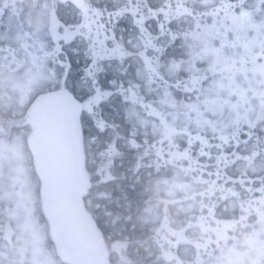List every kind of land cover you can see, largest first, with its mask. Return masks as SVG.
<instances>
[{
    "label": "snow or ice",
    "instance_id": "obj_1",
    "mask_svg": "<svg viewBox=\"0 0 264 264\" xmlns=\"http://www.w3.org/2000/svg\"><path fill=\"white\" fill-rule=\"evenodd\" d=\"M73 6L75 19H66L59 0H51L43 10L45 28L28 24L25 29L23 23L14 24L12 18L6 22L0 18V67L13 71L20 60L27 66L23 81L27 104L6 107L39 131L47 125L38 119V113H50L58 101L70 99L73 118L93 124L97 134L92 142H102L96 169L100 184L115 180L112 168L119 155L118 140L140 154L137 168L154 157V164L149 162L147 167L159 169L187 160L184 170L188 172L199 164L191 156L194 144L200 143L201 157L211 158V152L205 149H220L217 165L228 168L237 164L240 178L222 177L218 167L215 173H208L215 179L203 181L209 185L200 193L207 194L206 199L186 197L194 201L189 209L199 206V214L191 218L188 227L208 226L213 233L193 244L195 264H215L221 244L238 248L242 256L251 258L252 264H264V241L248 249L237 245L233 235L238 226L245 227L248 237L264 235L256 224L247 223L255 213L259 224L264 225V177L259 185L249 178V172H264V137L255 131L258 127L264 129V0H106L102 6L99 0H73ZM128 18L133 32L125 39L116 29ZM69 51L78 57L75 63ZM210 51L218 62L202 59ZM226 64L240 70L244 86L230 93L232 98L213 114L220 119H214L206 115L199 97L213 93L212 80L229 79ZM133 67L135 71L130 73ZM109 69L115 73L112 77ZM145 84L159 92L158 100L144 97ZM178 90L185 93L183 100H177ZM113 98L127 106L121 122L127 130L124 135L119 134L120 125H110L104 118V104ZM161 105L170 106V110L162 111ZM225 106L235 113L228 120L223 119ZM137 109H142L143 115ZM141 129L142 142L138 139ZM207 130L221 143L212 145ZM180 139H185V146L178 143ZM233 142L237 149L243 145L244 151L225 154L224 145ZM221 179L224 183H219ZM229 182L231 186L226 187ZM237 184L243 192L236 188ZM91 188L92 177L86 175L77 195L83 199ZM217 192V199L231 201V214L227 207L218 212L212 200ZM106 198L111 199V195L106 194ZM17 208L25 216L30 215L26 204ZM152 211L151 207L143 209L147 216ZM127 219L131 223L132 217ZM173 235L177 239L168 243L179 252L185 230ZM160 253L161 258L171 260L172 254L163 244ZM0 264H16L11 248L0 250Z\"/></svg>",
    "mask_w": 264,
    "mask_h": 264
},
{
    "label": "flooded vegetation",
    "instance_id": "obj_2",
    "mask_svg": "<svg viewBox=\"0 0 264 264\" xmlns=\"http://www.w3.org/2000/svg\"><path fill=\"white\" fill-rule=\"evenodd\" d=\"M50 2L51 0H0V18L5 22L12 18L14 24L23 23L25 29L28 24L45 28L47 20L43 10ZM105 2L106 0H99L101 6ZM59 3L64 18L75 19L73 0H59ZM121 28L125 29L123 33L120 32ZM116 31L128 39L133 32L131 18L122 20ZM192 39L196 42L195 37ZM69 56L74 63L78 59L71 51ZM202 59L209 63L218 62V57L211 51ZM224 67L229 79L212 80L210 84L213 93L201 94L199 97L200 104L207 109L206 115L214 119H220L213 114L220 105L232 98L230 93H236L244 86L242 73L235 65L226 64ZM26 71L27 66L23 60L17 62L13 71L0 67V250L11 248L15 252L16 264H41L42 260L45 264H68L58 252L44 213L42 183L36 171L35 147L32 143L37 129L27 119L6 107L27 104L23 91ZM129 71L134 73L135 68ZM108 75H115L113 69H109ZM169 79L174 80L175 77L169 76ZM143 94L149 101L160 98L159 92L150 84L144 85ZM175 96L177 100H183L185 93L178 90ZM126 107L119 99L113 98L106 101L102 109L104 118L110 125H120V135L127 131L121 123ZM160 109L169 111L170 106L161 105ZM137 110L143 115L142 109ZM234 115L230 106H225L223 119L228 120ZM80 120L83 144L76 148L78 153L83 149L85 172L92 177L91 193L84 194L83 200L103 236L109 264H195L193 244L213 233L208 226L196 229L188 227L191 218L199 214V206L189 209L188 205L194 201L186 197H194L196 201L206 199L207 194L200 195L209 186L203 181L215 179V175L209 176L208 173H215L219 167L222 177L240 178L238 165L233 164L228 168H224L223 164L218 166L216 157L220 149L216 147L205 149L211 152V158L201 157V145L197 142L191 150V156L198 159L199 164L194 165L191 171L184 170L189 164L187 160L164 165L159 169L147 167L149 162L154 164V157L142 162L137 168L140 154L131 152L123 140H118L119 155L112 168L115 180L109 184H100L96 169L100 165L102 142L97 140L94 144L92 138L97 134L95 126L88 120ZM143 131L141 129L138 137L141 142ZM255 131L258 136L264 137V129L258 127ZM206 135L212 145L221 143L218 138H213L211 130H207ZM178 143L183 147L186 141L180 139ZM44 147L49 151L47 144ZM233 151L243 152L244 146L237 149L234 142L224 145L225 154ZM262 177L264 172H249V178L256 185H259ZM219 183H224V180L221 179ZM227 186H231V182ZM236 188L244 191L239 184ZM106 194L111 195V199L106 198ZM219 196L220 193L217 192L212 197L217 203L218 212L227 207L228 214H231V201L217 199ZM22 203L26 204L29 216L18 210L17 206ZM148 207L153 210L151 216L143 212ZM129 216L132 217L131 223L127 219ZM247 223H254L258 231H264V225L259 224L255 213ZM181 229L185 230V235L180 251L177 252L168 241L174 242L177 237L173 233L180 232ZM233 235L237 245L248 249L259 247L264 241V235L246 236L244 226L235 228ZM160 244L171 252L170 261L168 258H161ZM216 257L215 264H252L250 257L242 256L238 248L227 244L218 246Z\"/></svg>",
    "mask_w": 264,
    "mask_h": 264
},
{
    "label": "water",
    "instance_id": "obj_3",
    "mask_svg": "<svg viewBox=\"0 0 264 264\" xmlns=\"http://www.w3.org/2000/svg\"><path fill=\"white\" fill-rule=\"evenodd\" d=\"M73 112L71 100L61 99L50 113H38V119L47 125L36 130L32 138L43 208L52 238L65 262L109 264L103 236L83 199L77 195L86 172L83 149L78 153L76 148L83 144L81 122L73 118Z\"/></svg>",
    "mask_w": 264,
    "mask_h": 264
}]
</instances>
